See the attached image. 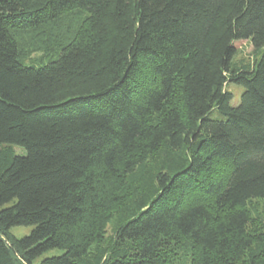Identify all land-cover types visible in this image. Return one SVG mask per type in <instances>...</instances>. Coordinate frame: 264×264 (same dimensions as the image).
I'll return each instance as SVG.
<instances>
[{"label":"trees","instance_id":"1","mask_svg":"<svg viewBox=\"0 0 264 264\" xmlns=\"http://www.w3.org/2000/svg\"><path fill=\"white\" fill-rule=\"evenodd\" d=\"M257 201L264 0H0V264H264Z\"/></svg>","mask_w":264,"mask_h":264},{"label":"rangeland","instance_id":"2","mask_svg":"<svg viewBox=\"0 0 264 264\" xmlns=\"http://www.w3.org/2000/svg\"><path fill=\"white\" fill-rule=\"evenodd\" d=\"M236 49H237V56L235 58L236 61L244 60L246 62H252V55H253V48L250 45L248 41H239L236 43ZM37 58L39 57V53L33 52L31 54V58ZM226 90L231 93L233 99L231 102L232 106H235L240 101V95L242 93V88L240 86L236 85H228L226 87ZM247 209L250 212L252 221L255 222L259 218H264V201H257L252 202L248 205ZM31 231V228H25V227H15L10 230L11 234L14 235L17 238L24 237L28 235ZM111 234L110 227L108 226L105 231V236L108 237ZM60 254V251L54 250L47 253L45 256H52V255H58ZM174 259L179 258L181 256V252L178 250H175V255H173Z\"/></svg>","mask_w":264,"mask_h":264}]
</instances>
